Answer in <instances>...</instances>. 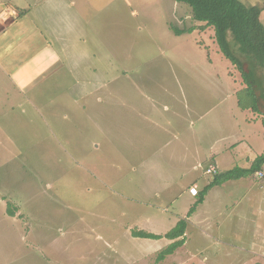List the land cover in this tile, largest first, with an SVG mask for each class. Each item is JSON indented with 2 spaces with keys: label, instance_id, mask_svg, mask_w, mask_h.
I'll use <instances>...</instances> for the list:
<instances>
[{
  "label": "rangeland",
  "instance_id": "obj_1",
  "mask_svg": "<svg viewBox=\"0 0 264 264\" xmlns=\"http://www.w3.org/2000/svg\"><path fill=\"white\" fill-rule=\"evenodd\" d=\"M239 1L260 7L264 25V0ZM65 2L62 75L20 96L0 87V264H264L260 254H228L220 238L224 219L245 210L247 238L264 243V197L244 196L264 185L255 173L225 181V195L209 201L210 220L190 231L206 238L184 235L185 248L157 259L171 242L164 234L191 215L215 175L206 172L211 148L221 171L264 153V114L238 106L245 84L213 26L175 0ZM194 146L206 154L193 170ZM138 230L161 237L133 236Z\"/></svg>",
  "mask_w": 264,
  "mask_h": 264
},
{
  "label": "crops",
  "instance_id": "obj_2",
  "mask_svg": "<svg viewBox=\"0 0 264 264\" xmlns=\"http://www.w3.org/2000/svg\"><path fill=\"white\" fill-rule=\"evenodd\" d=\"M11 1L12 0L0 2V11H2L5 6H11L17 12V15L13 16L14 18L12 17L4 25H0V87L8 86L11 88V91L18 92V96H20L25 94L27 90L32 89V87L39 83L47 81L55 75L60 77L62 75V72L58 74L60 72V68L66 69L68 58L70 56L64 55L69 50L67 44L69 37H67V30L63 28L68 25L65 24L67 20L63 9L64 6L67 7L68 3H66L65 0ZM67 23H69V21H67ZM58 70L59 72L57 73ZM21 104L22 103H18L17 106L21 108ZM15 106L16 105L14 104L12 107ZM227 145L228 146L224 145L223 148L228 150L232 147L229 143ZM194 151L197 154V158L195 162L190 165L193 170L200 165L198 158L206 154L203 150H201V148H199V146H194ZM182 152L185 153L184 150ZM186 152L188 155V150ZM213 152L214 149L211 148L209 152L211 154V160L208 163L216 165L218 170L221 171L220 163L217 161V158H215V154H213ZM256 157L257 156H255L254 159ZM190 166H185V169L189 170L188 168ZM231 168H225V170ZM240 179L243 180V178ZM236 180L238 179H235V181ZM209 181L210 180L202 183L201 190ZM195 182V179H193L189 187H198ZM225 184L226 183L223 182L220 185H215L210 188L204 195L203 200L196 205V208L191 215L181 218L186 221L183 237L189 233L194 234L192 239L200 237L194 241H200L201 239L207 237L204 234V229H198L192 232L190 231L194 228L196 222L201 224V222H207L210 220V214H212L214 210H212V203L209 201L212 200V198H216V202L218 198L225 195L222 189ZM250 186L251 187L249 188H245L244 196H246L248 203H250L251 200H254L255 204H260L262 202V198L264 197V193L262 192L264 185L261 188L253 187L252 185ZM215 190L217 193H213ZM250 208L247 205V209ZM217 209H220L222 212L225 210V213L228 211L225 207V203H220V206H218ZM261 212H264L263 207H261ZM16 213L18 214L21 212L17 210ZM242 215L247 218L246 211L244 210L241 214L239 213L237 219L229 220L227 217L224 219L225 223L227 221L228 229L225 233L228 234V237L220 238L223 239L222 242L225 245L230 241V248L225 250L231 255H233V253L236 254V252H243L245 253V257L254 255L255 253L260 254L263 256L264 262V243L259 242L254 244L253 241L255 238H258L257 236L247 238V225L245 226V224L240 220ZM25 219L26 217L24 220ZM208 237L210 239H214L213 235ZM212 239L209 244H212ZM167 241L172 242V240L168 238ZM171 242H169V244ZM187 243L189 242H185L184 237L183 245L178 248H185ZM190 243L191 245L196 244L193 240L190 241ZM236 244L240 246L238 249L236 248ZM250 244H254V247H251ZM193 250L195 249L192 247L190 252H193Z\"/></svg>",
  "mask_w": 264,
  "mask_h": 264
},
{
  "label": "trees",
  "instance_id": "obj_3",
  "mask_svg": "<svg viewBox=\"0 0 264 264\" xmlns=\"http://www.w3.org/2000/svg\"><path fill=\"white\" fill-rule=\"evenodd\" d=\"M175 1L189 4L195 10L194 15L197 20L206 21L208 25L213 26L215 36L219 41L220 50L240 70L245 84L237 98L238 106L241 109L259 111L257 108L258 97L256 96V91L260 90L261 97L264 98V25L260 20L261 8L256 5H245L239 0ZM199 6L203 8L202 12L198 11ZM198 28H203V26H198ZM172 29L176 35H179L184 31L190 32L196 29V27L191 26L185 29L173 27ZM243 61L249 64L248 71L243 68ZM257 69L261 70V76H257ZM263 164L264 153L258 155L248 168L234 166L231 169L217 172L199 192L197 200L188 211V215L203 200L204 195L210 188L220 185L227 180L251 176L256 171L261 170ZM9 213L14 215L13 212ZM185 225L186 221L180 219L164 234V237L171 239L172 242L161 250L157 257L158 260L164 259V257L172 254L178 247L183 245ZM132 235L145 238L161 237L159 234L147 233L140 230L132 232Z\"/></svg>",
  "mask_w": 264,
  "mask_h": 264
},
{
  "label": "built area",
  "instance_id": "obj_4",
  "mask_svg": "<svg viewBox=\"0 0 264 264\" xmlns=\"http://www.w3.org/2000/svg\"><path fill=\"white\" fill-rule=\"evenodd\" d=\"M17 15V12L12 8L11 6H5L2 11H0V25H4L10 18ZM14 18V17H13ZM206 172L208 174H216L217 169L214 165L209 164V166L206 168ZM256 176L261 179L264 176V173L260 171L255 172ZM190 191L192 193H196V186H193L190 188Z\"/></svg>",
  "mask_w": 264,
  "mask_h": 264
},
{
  "label": "water",
  "instance_id": "obj_5",
  "mask_svg": "<svg viewBox=\"0 0 264 264\" xmlns=\"http://www.w3.org/2000/svg\"><path fill=\"white\" fill-rule=\"evenodd\" d=\"M244 66L245 65L243 64V68L245 69ZM256 96L258 97L257 108L262 114H264V99H262V97H259V92H256Z\"/></svg>",
  "mask_w": 264,
  "mask_h": 264
}]
</instances>
